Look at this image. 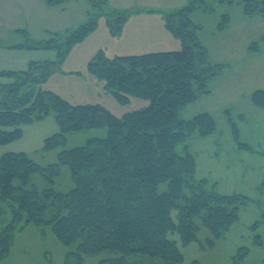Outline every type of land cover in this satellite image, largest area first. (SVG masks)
Instances as JSON below:
<instances>
[{"label":"trees","instance_id":"obj_1","mask_svg":"<svg viewBox=\"0 0 264 264\" xmlns=\"http://www.w3.org/2000/svg\"><path fill=\"white\" fill-rule=\"evenodd\" d=\"M45 1L56 6L71 0ZM87 1L88 19L78 28L67 29L64 34L50 32L49 38L39 40L31 39L25 29H18L25 41L6 45L18 49L56 48L59 59L33 61L24 70L0 69V76L15 77L5 85L6 92L0 98V143L19 138L23 124L42 119L50 111L55 113L59 131L46 139L48 150L65 144L67 133L72 131L107 127L108 134L63 149L57 161L48 166L25 152L10 151L0 157V199L10 200L12 209L8 221L0 218L4 223L0 225V260L9 255L15 230L34 223L51 225L66 244L78 241L64 264H83L87 255L102 251L119 255L103 258L98 264H135L129 260L134 254L180 262L183 254L170 233L178 232L187 244L198 240L202 224L210 230L207 244L213 246L238 220L239 205L246 198L222 194L215 184L209 186L206 178L195 177V157L187 142L194 135L214 133V117L209 112L189 119L179 116L182 108L210 92L209 81L226 67L209 59L208 49L197 34L201 25L190 18L195 9L211 11L214 6L209 0H188L174 9H158L167 29L181 39L180 49L113 57L99 50L90 59L89 70L122 103H127L130 96L149 99V105L117 117L100 103L73 104L54 91L30 89L59 69L73 44L97 27L100 16H106L111 33L119 36L134 13L132 9L111 6L109 0ZM234 1L243 3L246 15H264V0H217ZM228 22V14H223L219 27L225 28ZM24 85L29 89L22 92ZM253 101L264 108L263 89L254 91ZM229 119L236 132V125ZM180 142L185 143L183 152L177 150ZM65 164L71 171L72 189L64 192L54 186H26L30 173L35 171L54 183ZM163 181L168 187L159 192ZM173 209L177 211L176 219Z\"/></svg>","mask_w":264,"mask_h":264},{"label":"rangeland","instance_id":"obj_2","mask_svg":"<svg viewBox=\"0 0 264 264\" xmlns=\"http://www.w3.org/2000/svg\"><path fill=\"white\" fill-rule=\"evenodd\" d=\"M178 1L184 4L188 0ZM209 2L214 10L198 8L190 18L201 25L202 29L197 34L208 49L209 59L225 63L226 67L221 75L209 81L210 92L201 94L196 101L182 108L179 116L189 119L198 113L209 112L214 117V133L194 135L187 142L195 157V177L206 178L209 186L215 184V189L222 194H239L246 198L239 205L238 220L216 239L213 246L207 244L210 230L199 222L198 240L184 244L178 232L169 234L183 254L182 261L172 263L160 257L130 255L129 260L135 264H264V108L253 101L254 91L264 90V15H246L243 3L238 1ZM88 7L87 0H71L56 6L48 5L45 0H0V41L3 43L0 46V69L24 70L33 61L58 60L56 48L18 49L6 45L25 41L24 34L17 31L20 26H25L27 29H19L29 31V37L36 40L49 38L50 32L64 34L67 29H76L87 21ZM223 14H228L229 22L221 29L219 23ZM128 27L125 23L123 30H128ZM138 27L137 33L142 35L149 25L140 24ZM134 36L123 31L119 36L114 35L107 25L106 16H100L97 27L73 44L60 62L59 69L30 89L54 91L73 104L100 103L117 117L149 105V99L136 96H130L127 103H122L88 67L90 59L99 50L113 57L118 53L136 52L141 46L153 48L144 38V45L139 44ZM14 80L15 77L0 76V98L6 92L5 85ZM28 89L27 85L21 87L22 92ZM229 117L236 125V132ZM22 127L23 133L19 138L0 143V157L10 151L25 152L42 166L56 162L63 149L82 146L90 137H106L108 134L107 127L72 131L67 133L65 144L48 150L45 148L46 139L59 131L54 111ZM184 145L180 142L177 150L183 152ZM15 182L21 184L19 179ZM33 184L39 189L54 186L64 192L74 187L66 164L61 166L54 183L37 171L31 172L26 186ZM167 187V181H163L158 191H165ZM176 213L173 209L175 219ZM11 216L10 200L0 199V218L6 222ZM3 224L0 222L1 226ZM77 244L78 241L62 242L51 225L29 223L23 229L15 230L9 255L1 259L0 264H64L67 253L76 250ZM112 255L119 253L102 251L87 255L83 264H98L101 259Z\"/></svg>","mask_w":264,"mask_h":264},{"label":"crops","instance_id":"obj_3","mask_svg":"<svg viewBox=\"0 0 264 264\" xmlns=\"http://www.w3.org/2000/svg\"><path fill=\"white\" fill-rule=\"evenodd\" d=\"M182 1L184 0H181V2ZM109 2L111 6L118 9L134 10V13L129 17V19L126 22V27L128 25L130 28L128 27L129 28L128 30H123V33L125 32V34L127 33L129 36L135 35L134 37L138 38L137 41L141 45H144L143 44L144 41H142V39L144 38L147 41V44H149V46L152 45L153 47L151 48V47L141 46V48H139L140 50H137L136 52L118 53V54H136V53H143L149 51L171 50L168 48V46L171 47L172 49H179L181 47L180 46L181 41L167 29V27L165 26V20L163 14L159 12L158 9H167V10L174 9L183 5V3L180 4L178 0H109ZM148 9H155L156 11H149ZM146 23H148L149 28L143 31L144 33L142 35H140L141 32L137 33V30L139 28L138 26H140V24H146ZM24 24L25 23L22 22V25ZM20 27L25 28V26H20ZM153 42H155L156 44H154ZM158 46H167V47L155 49L158 48Z\"/></svg>","mask_w":264,"mask_h":264}]
</instances>
